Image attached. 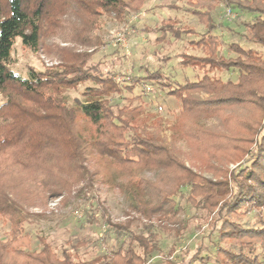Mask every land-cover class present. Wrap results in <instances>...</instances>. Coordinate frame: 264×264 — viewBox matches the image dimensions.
<instances>
[{
    "label": "trees",
    "instance_id": "obj_1",
    "mask_svg": "<svg viewBox=\"0 0 264 264\" xmlns=\"http://www.w3.org/2000/svg\"><path fill=\"white\" fill-rule=\"evenodd\" d=\"M57 1L0 0V181L10 180L12 190L29 183L61 193L67 185L58 183L55 170L68 164L90 182L103 173L95 164L96 158L110 168V176H102L104 184L125 195L130 211L147 221H172L174 240L172 244L166 242V255L162 254V241L153 233L148 241L136 237L131 239L132 245L124 242L114 252L115 260L96 258L90 264H262L264 0H173L171 8L191 15L203 31L183 25L177 17L163 18L159 26L148 28L157 35L160 45L192 37L185 51L174 59L182 68L201 73L193 82L179 83L167 73L166 63L173 59L170 56L160 57L162 64L153 69L151 65L138 67L129 81L120 76L122 81L117 82L115 77L123 69L125 55L118 46L108 53L103 51L110 42L102 36L93 43L97 51L71 54L62 58L61 66L42 72L29 68L28 77L17 75L12 58L17 39L38 51L45 22L52 13L50 6ZM68 1L84 7L89 33L96 30L100 34L108 21L119 25L129 22L137 29V23L129 19L144 12L151 0ZM220 6L255 16L243 22L242 33L227 28L231 38L239 36V41L230 38L224 42L216 33L222 27L216 14ZM67 8L62 9L65 12ZM223 45L228 54L222 52ZM97 53L102 55L98 57ZM225 74L237 78L224 80ZM145 85L155 87L154 96L146 93ZM69 90L79 91L82 98L71 100ZM156 95L179 101L180 112L174 114L175 134L190 146L191 160L154 130L159 123L143 119L146 107L160 106L156 105ZM118 102L127 104L121 107ZM78 117L85 118L93 131L83 133ZM209 119L218 123L201 124ZM10 152L16 156L5 164L2 156ZM240 156L248 164L238 173L227 171L217 181L206 179L186 163L216 162L222 170H229L226 166ZM146 173L158 179L152 180ZM251 213L257 217L255 223L248 222ZM102 214L106 219L101 226L117 238L123 237L104 208ZM0 217L8 222L7 236L0 240V264H69V259L60 261L51 255L49 246L40 252L23 249L29 247V241L22 244L27 237L23 236L21 208L4 192H0ZM91 217V223L97 225L100 220ZM193 221L208 224V231L178 250L185 234H193Z\"/></svg>",
    "mask_w": 264,
    "mask_h": 264
},
{
    "label": "rangeland",
    "instance_id": "obj_2",
    "mask_svg": "<svg viewBox=\"0 0 264 264\" xmlns=\"http://www.w3.org/2000/svg\"><path fill=\"white\" fill-rule=\"evenodd\" d=\"M176 4L181 6L179 3ZM61 5L68 7L65 12L62 9L63 7H60ZM172 5L173 0H151L146 4L144 12L129 19L132 23H137V26H139L137 29L132 28L129 22L128 24L119 25L117 22L108 21L106 25H101L103 32L99 34L96 30L93 31L94 33H89L91 26L88 17L84 14L83 6L79 7V4L68 0H58L57 3L50 6L52 13L45 22L42 42L38 51H32L23 45L20 39H17L12 53L13 71L19 76L28 77L29 68L42 72L48 68L61 66L62 58H69L71 54L97 51L98 48L93 47V43H96L94 41L98 38L97 36H102L106 41L110 42V47L102 49L103 51L105 50L108 53L115 46H118L125 55L122 65L123 69L119 72L120 75L115 77L117 82L122 81V78L127 81L131 80L140 66L151 65L153 69L157 65H161L162 63L159 59L164 56L173 58L166 63V67L167 73L173 75L176 81L182 84L196 81L201 76V73L192 69L182 68L178 65L177 59H174L176 54L185 51V47L188 45L187 42L192 37L185 36V39L181 41L170 40L160 45L156 43L157 35L152 30L148 31L149 27L159 26L163 18L169 17H177L183 22V25L188 24L197 31H203V27L198 25L191 15L182 9H172ZM228 9L225 6H220L216 12L217 20L222 23L221 29H217L216 33L224 42L230 41L232 36L231 33L226 31L227 28L231 27L236 33H242L244 31L243 22L251 21L255 17L234 8V10H230L235 17L229 19L225 17ZM88 41L91 43L89 44ZM231 41H239V36H236L235 39L231 38ZM256 48L261 49L259 47ZM222 50L224 54H228L226 45H223ZM188 51L192 54H200L198 50L188 49ZM97 55L99 57L102 53H97ZM133 59L135 63H133ZM218 75L222 76L221 73H218ZM228 78L236 80L237 75L225 74L223 76L224 80ZM152 88L154 93L151 96H154L155 87L152 86ZM67 93L71 100L75 96L82 98L79 91L69 90ZM156 97L158 98L156 105L160 106L158 108L146 107L142 113L143 119L155 125L159 123L160 127L154 128V130L160 132L168 145L180 149L188 157V160H191L193 154L190 146L175 134L176 123L174 114L180 112L179 101L172 96L160 98L159 95H156ZM2 103L3 98L0 96V105ZM118 104L122 107L127 103L118 102ZM78 123L83 133L85 131L87 133L93 131V127L85 118L80 117ZM217 123L214 119L201 122V124L208 126H213ZM15 156V154L10 152L2 157L5 164H8V162L13 161ZM245 160L246 158L243 159V156L236 157L234 162L232 161L226 166V169L229 170H222V166H217L216 162L209 164L206 161L207 165L202 164L203 160H199L195 164L192 161L186 163L191 166L194 172L201 173L206 179L217 181L221 180L227 171L229 173L231 171L238 173L240 167L248 164ZM94 161L96 162L95 164L102 167L103 173L99 176H93L90 182L87 179L83 180L78 170H71L68 164H65L61 170H55L56 174L54 173V176L57 175L58 183L67 185L61 193L45 190L38 184L23 182L22 185L17 186L16 190H12L9 185L14 187V184L9 182L10 180L8 182L5 180L0 181V192L8 194L10 199L15 201L21 208L24 218L22 225L23 236L27 237L26 240H22V244L27 242V239L29 241V247L25 245L26 247H23V249L26 248L25 251L29 252H40L45 246H49V253L60 261L67 258L69 259V264H90L96 258H104L109 261L115 260L116 254L114 252L124 242L127 245H132L133 240L131 239L136 237H142L148 241L150 240V234L155 233L158 240L162 241V254L166 255L168 252L166 242L172 244L174 240V233H171L173 230L172 221L167 218L163 221L164 224L157 222V218L147 221L144 217L130 211V202L125 195L118 189H113L103 182L104 178L102 176L108 178L107 176H110V168L105 164L99 163L100 161L96 158ZM200 168H206V170H200ZM145 176L152 180L158 179L152 173H146ZM160 178H162L161 175ZM102 208L106 211L112 224L118 227L117 229L123 234V237L117 238L116 234L109 232L107 227L101 226V223L106 219V217L102 218ZM91 216L100 220L97 225L91 223ZM247 219L250 223L257 221L254 213L247 216ZM7 223L5 218L0 217V240L5 239L7 236ZM207 227L208 224L206 223L193 221L191 231L193 234H185V241L178 250H184L189 243L191 245V243L198 241V238L208 231ZM191 238L194 240L190 241ZM149 242L145 244L148 246Z\"/></svg>",
    "mask_w": 264,
    "mask_h": 264
},
{
    "label": "built area",
    "instance_id": "obj_3",
    "mask_svg": "<svg viewBox=\"0 0 264 264\" xmlns=\"http://www.w3.org/2000/svg\"><path fill=\"white\" fill-rule=\"evenodd\" d=\"M225 17H226V18H229V19H233L235 16H234L233 13L231 12V10L228 9V10L226 11ZM146 93H147L148 95L153 94V93H154L153 88H152L151 86H146ZM160 109H161V108H160Z\"/></svg>",
    "mask_w": 264,
    "mask_h": 264
}]
</instances>
